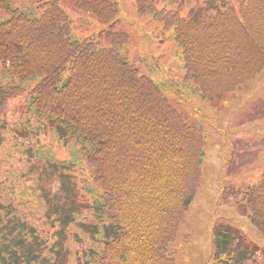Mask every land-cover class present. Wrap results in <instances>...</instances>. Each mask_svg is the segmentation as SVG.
Segmentation results:
<instances>
[{"label":"trees","instance_id":"obj_1","mask_svg":"<svg viewBox=\"0 0 264 264\" xmlns=\"http://www.w3.org/2000/svg\"><path fill=\"white\" fill-rule=\"evenodd\" d=\"M62 4L0 0V264H178L170 246L196 194L201 127L129 61L132 39L116 4L66 1L79 19L107 26L83 40ZM134 6L173 31L182 82L200 101L233 94L263 72L264 0ZM48 136L68 148V161L54 158ZM242 199L264 235V173ZM211 231V259L250 258L238 230Z\"/></svg>","mask_w":264,"mask_h":264},{"label":"rangeland","instance_id":"obj_2","mask_svg":"<svg viewBox=\"0 0 264 264\" xmlns=\"http://www.w3.org/2000/svg\"><path fill=\"white\" fill-rule=\"evenodd\" d=\"M63 1L62 6L70 13L66 5L69 0ZM108 1L116 4V19L132 39L129 61L141 74L152 76L160 84L165 98L180 110L185 120L201 127L198 133L203 139L205 157L199 169L196 195L170 246L175 261L178 264H224L211 259V228L222 225L241 233L249 250L246 252L250 253L243 264H264V235L251 226L242 205L245 191L264 173V70L235 93L210 104L201 102L192 94V83L182 82L185 73L181 50L173 42V31H165L149 15L138 17L135 0ZM70 15L74 23L72 35L79 40L107 27ZM172 81L180 83L172 87ZM7 110L6 121L11 111ZM46 143L51 146L54 158L70 159L71 153L62 143L50 136ZM5 168L2 158L0 171ZM58 187V182L54 181L52 190L55 192ZM226 263L231 264L232 260Z\"/></svg>","mask_w":264,"mask_h":264}]
</instances>
